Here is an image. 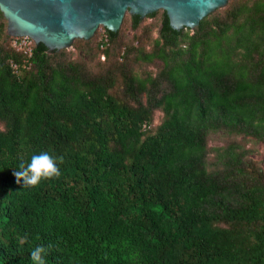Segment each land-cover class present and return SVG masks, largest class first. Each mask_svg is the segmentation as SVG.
<instances>
[{
	"label": "trees",
	"instance_id": "trees-1",
	"mask_svg": "<svg viewBox=\"0 0 264 264\" xmlns=\"http://www.w3.org/2000/svg\"><path fill=\"white\" fill-rule=\"evenodd\" d=\"M224 13L176 30L162 10L150 51L124 52L162 63L118 71L131 104L111 70L86 77L30 38L26 52L0 11V264H32L37 246L46 264H264V170L228 145L209 171L206 146L217 130L264 141V0ZM104 31L107 57L118 30ZM41 152L60 175L18 184Z\"/></svg>",
	"mask_w": 264,
	"mask_h": 264
},
{
	"label": "water",
	"instance_id": "water-1",
	"mask_svg": "<svg viewBox=\"0 0 264 264\" xmlns=\"http://www.w3.org/2000/svg\"><path fill=\"white\" fill-rule=\"evenodd\" d=\"M228 0H0L7 33L27 36L49 50L68 47L75 38L89 39L99 25L117 31L125 13L141 18L158 9L173 29H193Z\"/></svg>",
	"mask_w": 264,
	"mask_h": 264
},
{
	"label": "rangeland",
	"instance_id": "rangeland-1",
	"mask_svg": "<svg viewBox=\"0 0 264 264\" xmlns=\"http://www.w3.org/2000/svg\"><path fill=\"white\" fill-rule=\"evenodd\" d=\"M238 1L239 0H228L223 7L215 9L208 15L224 17V11L232 8ZM130 15L131 14L127 12L125 13L120 27L117 29V38L111 42V44L109 42V56L106 57L105 52H103L104 45L103 47L100 45L101 40L105 39L104 26L102 25L97 27L89 39H85L89 41L88 43H83V38H75L70 46L57 49L56 52L59 53V55H57L59 59H64L66 61H81L86 68V77H90L94 74H105L110 70L115 72L114 76L116 79L109 91L115 94V96L123 98L127 102L129 101L131 104H135L123 90V78L122 75L120 76V72L123 69H127L132 74H136L142 78L148 75L155 76L162 66V63L157 59H153L151 62L136 60V51L129 52L127 56H124V52L128 48L132 49V47L139 48L141 51H150L153 41L159 36L162 9L156 10L153 16L145 15L142 17L136 28L131 26ZM6 41L4 37L2 43L7 44ZM96 43H98V47H96ZM118 71L120 72L118 73ZM138 99L144 101V93L138 97ZM163 118L164 114L162 110L159 108L154 109L147 125V130L154 132ZM2 127L0 123V128ZM228 145L235 146L236 151H241L245 162H249L260 170H264V141L258 140L250 135L217 130L209 132L206 140L207 168L209 171L220 167L222 160H220L218 154Z\"/></svg>",
	"mask_w": 264,
	"mask_h": 264
},
{
	"label": "clouds",
	"instance_id": "clouds-1",
	"mask_svg": "<svg viewBox=\"0 0 264 264\" xmlns=\"http://www.w3.org/2000/svg\"><path fill=\"white\" fill-rule=\"evenodd\" d=\"M16 182L21 179L25 186L37 187L46 180L60 175L56 160L48 152H41L31 157L27 166L21 164L19 170L13 173ZM47 250L42 246L35 247L31 253L32 264H46Z\"/></svg>",
	"mask_w": 264,
	"mask_h": 264
},
{
	"label": "built area",
	"instance_id": "built-area-1",
	"mask_svg": "<svg viewBox=\"0 0 264 264\" xmlns=\"http://www.w3.org/2000/svg\"><path fill=\"white\" fill-rule=\"evenodd\" d=\"M19 37V36H18ZM24 39L23 40H21V43L22 44H24L26 47H25V50H26V52H28V53H30V51H31V48H30V46H29V43H30V41L27 39V38H29V37H27V36H22Z\"/></svg>",
	"mask_w": 264,
	"mask_h": 264
}]
</instances>
